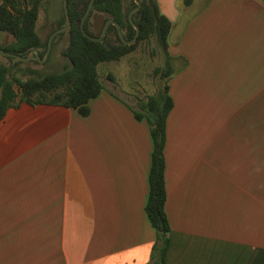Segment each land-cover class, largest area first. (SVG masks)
Here are the masks:
<instances>
[{"label": "crops", "instance_id": "crops-1", "mask_svg": "<svg viewBox=\"0 0 264 264\" xmlns=\"http://www.w3.org/2000/svg\"><path fill=\"white\" fill-rule=\"evenodd\" d=\"M157 4L172 25L165 264H264V0ZM115 73L86 117L22 103L0 120V264H149L153 145L133 111L157 91Z\"/></svg>", "mask_w": 264, "mask_h": 264}, {"label": "trees", "instance_id": "trees-1", "mask_svg": "<svg viewBox=\"0 0 264 264\" xmlns=\"http://www.w3.org/2000/svg\"><path fill=\"white\" fill-rule=\"evenodd\" d=\"M42 2L43 0H0V31L13 38L9 44L0 46L1 50L23 57L38 50L39 57H44L53 30L45 38L37 30ZM89 2L90 0H68L71 26L54 38L51 49L52 54L55 45L66 36L67 45L61 54L68 64L60 72L40 74L29 68L30 64H39L36 58L21 62L15 58L3 57L5 62L0 61V120L9 108H17L22 103L31 106L59 105L77 110L83 117L88 116L89 101L96 98L104 88L98 74V65L118 61L135 50L141 42L154 40L164 58L163 64L152 73L157 79L158 90L148 96L141 109L133 111V114L136 120L148 123L153 145L145 205L146 216L155 232L149 264H165L171 236L165 212L164 147L166 121L173 108V100L169 94L173 66L167 42L172 25L160 13L157 0H140L141 8L133 14V21L139 28L135 44L124 45L113 25L109 26L102 42H96L84 36L80 29V21ZM134 7L133 0H95L84 25L85 31L91 37H98L104 24L112 19L120 25L125 40L130 41L135 35V29L128 20V14ZM62 12L63 17L57 28L66 24L63 6ZM92 24L98 26L97 32L90 30ZM109 78L113 79L112 76Z\"/></svg>", "mask_w": 264, "mask_h": 264}, {"label": "rangeland", "instance_id": "rangeland-1", "mask_svg": "<svg viewBox=\"0 0 264 264\" xmlns=\"http://www.w3.org/2000/svg\"><path fill=\"white\" fill-rule=\"evenodd\" d=\"M63 17L62 0H43L39 9V18L37 21V30L45 38L49 33L50 25L52 22ZM66 37V36H65ZM13 41L12 36L5 32L0 31V46L7 45ZM67 45V38L63 42H58L54 50L47 59L39 64H30L29 68L35 70L40 74H49L60 72L67 66V60L62 56L61 52ZM130 54V53H129ZM128 55V54H127ZM4 56H0V61H4ZM163 55L157 48L154 40L141 42L129 56H123L118 61L105 62L98 65V74L103 82L107 84V74L113 73L116 69V76L118 86L121 89L126 87L132 88L135 91L146 92L151 94L158 90L157 79L152 76L153 70L163 64ZM27 78V77H25ZM120 90L118 89V92ZM125 98V95H121ZM212 101L207 104L208 108L212 109V119L214 124L219 121V109H221L222 98L220 96L209 97ZM231 99V98H230ZM229 98L223 99L224 102L230 100ZM207 100V99H205ZM229 104V103H227ZM226 106V103H225ZM218 120V121H217ZM262 120H264V109H262Z\"/></svg>", "mask_w": 264, "mask_h": 264}, {"label": "water", "instance_id": "water-1", "mask_svg": "<svg viewBox=\"0 0 264 264\" xmlns=\"http://www.w3.org/2000/svg\"><path fill=\"white\" fill-rule=\"evenodd\" d=\"M94 1L95 0H90L88 6L86 8V11H85V13H84V15H83V17H82V19L80 21V29H81L83 35L88 37L89 39H91L93 41L102 42V40H103V38H104L109 26L113 25L117 29L118 35H119V37H120V39H121V41L123 42L124 45H133V44H135L137 39H138V36H139V28L137 27V25L133 21V14L141 8L140 0H133L134 3H135V7L132 8L130 10L129 14H128V20H129L130 24L133 26V28L135 29V35H134L133 39L130 40V41H126L125 40L120 25L117 22L113 21L112 19H109L104 24V26H103V28L101 30V33H100V35L98 37H91L90 35L87 34V32L85 31L84 25H85V22H86L88 16L90 15V12H91V10L93 8ZM62 6H63V9H64L66 24L63 27L55 29L51 33V35L49 36V39H48L46 52H45L44 57L42 59L39 57L38 50H33V51H31V53L27 57H23V56H20V55H17V54L4 52L0 48V55H2L4 57L15 58V59H17V60H19L21 62H29V61L33 60L34 58H36L38 62L45 61L47 59V57L49 56L50 52H51L52 43H53L54 38L58 34L66 32L71 26V19H70V16H69V8H68V0H62Z\"/></svg>", "mask_w": 264, "mask_h": 264}]
</instances>
